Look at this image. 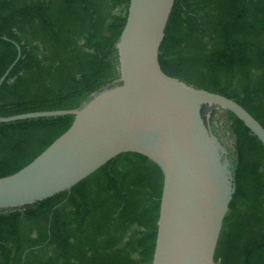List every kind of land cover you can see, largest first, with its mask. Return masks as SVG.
Here are the masks:
<instances>
[{"label":"trees","instance_id":"trees-1","mask_svg":"<svg viewBox=\"0 0 264 264\" xmlns=\"http://www.w3.org/2000/svg\"><path fill=\"white\" fill-rule=\"evenodd\" d=\"M128 4L0 0V77L12 64L0 116L77 109L116 84ZM158 61L165 74L232 98L264 128V0H174ZM72 120L0 122V177L28 164ZM208 122L220 140H232L235 183L214 259L264 264V146L228 110L213 109ZM162 185L152 160L122 152L69 190L0 209V264H151Z\"/></svg>","mask_w":264,"mask_h":264},{"label":"water","instance_id":"water-1","mask_svg":"<svg viewBox=\"0 0 264 264\" xmlns=\"http://www.w3.org/2000/svg\"><path fill=\"white\" fill-rule=\"evenodd\" d=\"M173 2L129 0L115 45L116 84L93 93L77 109L0 116V122H9L73 115L71 125L28 164L0 177V209L69 190L116 155L136 152L163 174L151 264H217L215 249L235 183L208 118L213 109L232 112L263 146L264 128L232 98L162 71L158 53Z\"/></svg>","mask_w":264,"mask_h":264},{"label":"rangeland","instance_id":"rangeland-1","mask_svg":"<svg viewBox=\"0 0 264 264\" xmlns=\"http://www.w3.org/2000/svg\"><path fill=\"white\" fill-rule=\"evenodd\" d=\"M209 123V122H208ZM222 123H221V121H220V123H219V125H221ZM209 126H210V124H209ZM211 128V127H210ZM212 130V129H211ZM220 136H221V140H220V142L222 143V145L224 146V148H225V150H226V154H225V157L230 161V164H231V166H232V161H231V158L229 157V149L231 148V146H232V140L231 139H229V138H227V137H225V136H223L222 134H220Z\"/></svg>","mask_w":264,"mask_h":264}]
</instances>
